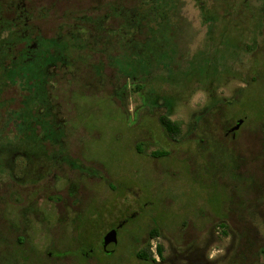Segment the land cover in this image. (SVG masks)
<instances>
[{"label": "rangeland", "instance_id": "obj_1", "mask_svg": "<svg viewBox=\"0 0 264 264\" xmlns=\"http://www.w3.org/2000/svg\"><path fill=\"white\" fill-rule=\"evenodd\" d=\"M155 1L1 0L0 60L21 65L20 51L41 41L37 26L53 34L62 14L82 7L108 29L119 26L101 37V49L113 46L119 54L133 38V49L144 51L148 29L121 28L122 7L151 8ZM113 3L118 11L103 19ZM167 4L174 6L173 21L181 17L178 37L168 43L181 48L171 67L174 80L162 79L165 72L135 83L102 51L97 62L86 63L88 72L60 71L49 85L57 94L55 127L66 130L62 142L36 150L7 144L0 264H226L236 250L254 257L264 246V0ZM102 62L106 78L100 80L91 65ZM0 67V91L16 95L9 105L16 108L15 91L28 89L16 79L2 91ZM161 115L179 125L178 140L169 137ZM9 121L0 119V127L13 140L16 116ZM239 121L237 135L226 136ZM45 184L51 188L39 190ZM153 227L159 236L149 244L157 262L136 256ZM105 240L115 242L106 247ZM157 245L163 246L160 260Z\"/></svg>", "mask_w": 264, "mask_h": 264}, {"label": "trees", "instance_id": "obj_2", "mask_svg": "<svg viewBox=\"0 0 264 264\" xmlns=\"http://www.w3.org/2000/svg\"><path fill=\"white\" fill-rule=\"evenodd\" d=\"M168 1L171 2L173 0H156L155 3L151 5V8H144L141 3L137 5V8L125 7L124 9V7H122L121 24H123V26H121V28L128 30L130 27L137 26V24L138 26L144 24L148 29L150 35L146 36L145 43L148 46L146 45V47L143 45V48H139L144 49V51L140 50L144 54L133 49V38L126 41V43H130V45L119 54L112 52L114 50L113 46L112 49H101L99 47V44L102 43L101 37L106 35V33L108 35L116 34L119 26L114 29H108L107 24L104 23L103 20L100 21L96 18H91L87 15L83 7L79 11L75 10L74 12H69L66 16L62 14L61 17L58 18V26L56 27L55 35H52V37L39 36L41 39L39 44L42 45V48L38 58L41 60V64L40 72L34 74V76L41 77L39 81V84L42 83L40 87L42 88L41 90L44 93L51 91L50 88L44 87V77L56 76L60 71L62 72V76L67 75L65 72L69 70L88 72L86 63L97 62L95 59L102 51L108 53V56H111V62L109 61L110 66L118 71H124L135 83L142 78H148L153 74L162 75V73L164 74L165 72L169 74H167V77L162 75V79L174 80L172 79L171 67H173V61L177 58V55H181V48H170L168 43L171 45L173 40H176L178 37L177 26L181 17L179 15L178 21H173L172 16L175 14L174 6L172 4L169 6L167 4ZM118 5L120 4L113 3L110 10L102 16L103 19L110 16L112 9L117 10ZM90 22L92 23L91 26H89ZM123 29H121V35L124 34ZM137 43L140 44V42ZM108 47H111V45ZM147 52H150V54L146 55ZM139 53L143 56L138 57L135 61L134 57ZM185 55L186 53L183 58ZM190 60L189 65L191 66L194 59ZM99 61L101 60L99 59L98 62ZM155 65H158V68H155ZM91 66L94 68L95 75L98 76L100 80L106 78L104 73H102L105 67L103 62ZM160 119L161 124L166 127L170 138L178 140L181 132L179 125L169 117L166 119L164 115H161ZM15 137L16 138L13 140H18V136L16 135ZM5 140L12 139L9 137L6 138L4 132L0 130V170L4 169L2 155L7 149V143H4ZM165 153L166 151H153L152 154L161 156ZM237 235H240V233L238 232ZM158 236L157 228L153 227L149 232L148 244H146L143 249H139L136 252V256L139 259L150 261L154 259L149 241ZM156 251L158 255L162 256L163 246L157 245ZM228 258L226 264H264V246L259 248L258 252L254 254V257H251L250 254H246V252L242 253L236 250L234 254L232 253V256Z\"/></svg>", "mask_w": 264, "mask_h": 264}, {"label": "flooded vegetation", "instance_id": "obj_3", "mask_svg": "<svg viewBox=\"0 0 264 264\" xmlns=\"http://www.w3.org/2000/svg\"><path fill=\"white\" fill-rule=\"evenodd\" d=\"M55 34L56 31L53 34H45L42 28L40 26H37V33L35 36L36 38H40L39 36L41 35L52 37V35ZM41 48L42 45L36 43V46L34 44L29 45L28 50H26L25 52L20 51L22 61H21V65L18 66L11 67L10 62L5 63V61L3 62V59L0 60L1 66L4 65L3 67L4 76L2 77V91L7 85H10L11 82L12 83L17 82L16 79L24 80V83H21V88H24L23 90L28 89L27 93L15 91V93H17L19 96L18 99L19 105L16 108H12L9 106L11 100H16V95L12 94L9 97H3V92L0 91V119H2V123L3 122L8 123L9 120H10L9 122L12 123L14 116H16L17 119V121H13V124L17 129L14 133L15 134L18 133L17 134L18 140H6L4 141V143L7 144L19 143L25 145L27 143V145L35 146V150L36 148H44L46 142L54 143L58 145L59 142H62L60 138H63L64 136L63 134L66 131L65 128L58 130V128L55 127L56 125L59 124L57 115L53 113L58 106V103L55 102L57 94L53 93L52 90L48 93H44L41 90L42 88H40L42 83L39 84L41 77L34 76V74L40 72L41 60L38 57L40 56ZM18 50H20V48ZM53 82H54L53 76L44 77L43 85L44 87L50 88L49 85H51ZM24 105H27L26 108H23ZM41 107L43 108V111L42 113L37 115L38 110ZM35 124H38V126H40V131H38L35 128ZM234 129L236 128H233V126L228 128L227 131L225 132L226 136H229V134L231 137L236 136L239 130L237 129L234 130ZM0 130L3 132L5 131V129H3V125L0 127ZM43 130L45 132L43 133L42 136H40ZM59 131L62 132L61 137H58ZM19 132H21V134H19ZM4 134L6 138L10 137L7 136L5 132ZM15 134L13 135L16 136ZM35 150L33 151L23 150V153L28 155L35 154L36 152ZM49 188H51L50 185L48 186V184H45L40 186L39 190L48 191ZM68 194L71 196L70 192H68ZM48 196L50 197L51 194H49ZM28 202L29 203L27 204V206L31 207L32 206L30 205L32 204L31 201L28 200ZM232 226L234 227V224ZM24 238L25 236L21 237L20 235H18L17 240L21 242L23 241ZM153 256L154 259L151 261L157 262V259H155V255ZM158 257L160 260L164 258V255L162 256L158 255Z\"/></svg>", "mask_w": 264, "mask_h": 264}, {"label": "water", "instance_id": "obj_4", "mask_svg": "<svg viewBox=\"0 0 264 264\" xmlns=\"http://www.w3.org/2000/svg\"><path fill=\"white\" fill-rule=\"evenodd\" d=\"M241 121H242V120H241ZM241 121H239V122L237 123V125H235L233 128H237V127L240 125ZM105 241H106V240H105ZM114 242H115V240L106 241L104 245L107 247L109 244L114 243Z\"/></svg>", "mask_w": 264, "mask_h": 264}, {"label": "clouds", "instance_id": "obj_5", "mask_svg": "<svg viewBox=\"0 0 264 264\" xmlns=\"http://www.w3.org/2000/svg\"><path fill=\"white\" fill-rule=\"evenodd\" d=\"M214 254V253H213Z\"/></svg>", "mask_w": 264, "mask_h": 264}]
</instances>
